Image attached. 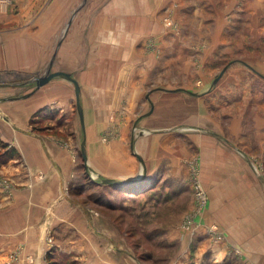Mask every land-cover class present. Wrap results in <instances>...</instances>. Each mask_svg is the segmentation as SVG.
<instances>
[{
	"label": "crops",
	"instance_id": "obj_1",
	"mask_svg": "<svg viewBox=\"0 0 264 264\" xmlns=\"http://www.w3.org/2000/svg\"><path fill=\"white\" fill-rule=\"evenodd\" d=\"M106 1L102 9L103 3L94 0L78 4L46 0L41 8L36 0L0 3V72L19 75L0 83V264H141L122 240L118 239L116 245L108 220L100 219L64 192L76 163H71L62 136L31 128L43 119L65 132L64 122L72 115L68 103L71 91L75 93L74 84L55 76L39 88L32 84L27 93L8 90L24 87L33 73L44 74L48 69L70 72L80 84L83 121L90 142L96 143L92 146L91 166L108 178L120 179L140 175L144 168L148 175L144 174L138 184L120 186L124 191L145 189L154 173L150 170L157 168V164L148 167L152 150L145 144L147 139L140 141L137 150L130 141L131 153L141 162L140 154L145 155L147 163L133 170L132 158L127 157V162L122 156L118 159L113 151L120 152L116 143L98 142V134L107 126L114 105H126L127 116L133 120L178 119L174 113L180 96L169 84L163 85V73L179 71L178 65L171 62L180 52L178 48L167 49L158 63L148 62L142 47L144 32L132 27L138 21L144 24L147 15H136L132 9L124 12L127 15L116 16L114 2ZM154 1L147 0V4L142 0L148 8ZM2 22L16 23V27L7 32ZM104 54L108 59L100 63ZM155 77L160 86L148 89ZM56 89L66 92L60 94ZM78 122L74 131L80 129L82 137L84 123L80 117ZM3 178L9 183L5 187ZM210 209L211 218L223 232L234 235L230 236L231 244L243 246L239 233L251 239L238 261L264 264V214L258 212L248 221L213 200ZM170 239L172 246L180 242L170 264H225L227 242L214 243L203 235L194 246L183 233L176 232ZM51 249L53 253L48 255ZM202 255L207 260H201Z\"/></svg>",
	"mask_w": 264,
	"mask_h": 264
},
{
	"label": "rangeland",
	"instance_id": "obj_2",
	"mask_svg": "<svg viewBox=\"0 0 264 264\" xmlns=\"http://www.w3.org/2000/svg\"><path fill=\"white\" fill-rule=\"evenodd\" d=\"M45 1L36 0L38 7ZM66 1L78 4L93 0ZM94 1L103 3L101 9L107 2ZM109 1L115 4L116 16L127 15L124 12L132 9L136 15H147L144 24L138 21L132 27L144 32L142 47L148 62L158 63L167 49L178 48L180 55L171 64H177L179 71L163 73V85L169 84L180 96L174 113L178 119L133 120L127 116L126 105L113 106L97 141L116 143L120 152L114 149V155L118 159L122 156L125 162L132 158L130 165L137 170L147 164L146 157L140 154L141 162L133 155L130 141L137 150L146 138L145 144L152 150L148 167L157 164L156 169H149L154 173L145 189L124 191L120 185L103 182L108 176L91 166L96 143L90 142L85 120L82 137L80 129L74 131L79 117L72 90L68 103L72 115L64 122L65 132L43 119L31 127L60 134L71 163H76L64 192L100 219L108 220L116 245L122 240L141 264H170L180 244L175 241L174 248L170 244L175 232L183 233L194 246L203 235L214 243L227 242L224 263L246 264L238 259L244 257L251 239L239 233L243 246L231 244L230 236L234 235L224 233L211 218L210 200L239 212L248 221L258 212L264 214V0H156L152 8L142 0ZM2 27L9 32L16 23L2 22ZM106 55L100 56V63L107 61ZM41 74L33 73L31 78ZM30 79L24 87L8 90L27 93L35 83ZM158 81L151 79L148 89L160 86ZM8 184L3 178V186ZM197 235L200 237L195 240ZM195 251L191 248L192 255ZM201 260H207L206 256Z\"/></svg>",
	"mask_w": 264,
	"mask_h": 264
},
{
	"label": "water",
	"instance_id": "obj_3",
	"mask_svg": "<svg viewBox=\"0 0 264 264\" xmlns=\"http://www.w3.org/2000/svg\"><path fill=\"white\" fill-rule=\"evenodd\" d=\"M19 75L12 72H0V83L1 82H7L13 78L18 77ZM55 76H61L63 78H66L70 80L74 84V90H75V96H76V105L77 110L79 113V117L81 122H83V108L80 103V84L78 80L72 76L70 72L64 71V70H50L48 69L44 74L33 76L30 80L35 81V88H39L40 86L47 83L49 80H51ZM81 152L83 159L86 161V152H85V146L82 142L81 145ZM144 169V168H143ZM142 169V173L140 175H137L133 178H127V179H120V178H102V181L105 183L113 184V185H124V184H133L138 183L142 176L144 175V171Z\"/></svg>",
	"mask_w": 264,
	"mask_h": 264
},
{
	"label": "built area",
	"instance_id": "obj_4",
	"mask_svg": "<svg viewBox=\"0 0 264 264\" xmlns=\"http://www.w3.org/2000/svg\"><path fill=\"white\" fill-rule=\"evenodd\" d=\"M10 1L11 0H0V3H8ZM48 242L52 243V238L51 237H48Z\"/></svg>",
	"mask_w": 264,
	"mask_h": 264
},
{
	"label": "trees",
	"instance_id": "obj_5",
	"mask_svg": "<svg viewBox=\"0 0 264 264\" xmlns=\"http://www.w3.org/2000/svg\"><path fill=\"white\" fill-rule=\"evenodd\" d=\"M133 184H138V183H133ZM133 184H130V185H133ZM52 250H53V249H51V250L48 251V255H50L51 253H53Z\"/></svg>",
	"mask_w": 264,
	"mask_h": 264
}]
</instances>
